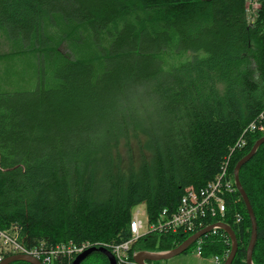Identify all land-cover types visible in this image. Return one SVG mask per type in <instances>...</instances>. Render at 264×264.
Masks as SVG:
<instances>
[{
    "label": "trees",
    "instance_id": "1",
    "mask_svg": "<svg viewBox=\"0 0 264 264\" xmlns=\"http://www.w3.org/2000/svg\"><path fill=\"white\" fill-rule=\"evenodd\" d=\"M0 30L37 61L33 90L0 92V230L26 247L123 242L135 206L152 222L222 172L233 185L264 136V0H0ZM238 180L251 263L264 264V143ZM223 197L222 218L130 252L171 250L220 220L236 239L230 264H245L246 210L236 190ZM227 238L203 235L201 256H223Z\"/></svg>",
    "mask_w": 264,
    "mask_h": 264
},
{
    "label": "built area",
    "instance_id": "2",
    "mask_svg": "<svg viewBox=\"0 0 264 264\" xmlns=\"http://www.w3.org/2000/svg\"><path fill=\"white\" fill-rule=\"evenodd\" d=\"M245 9L247 18L250 20L255 15L256 9H258V3L256 1H248ZM255 127L254 124H250L249 130H254ZM257 130L264 131V128L262 125H257ZM225 177V172L217 175L212 181L208 182L205 190L200 194L192 190H186L181 196L175 211L168 213L167 210L163 209L152 222L148 221L145 211L139 209L131 212L128 224L129 237L127 240L107 245L97 244L94 247L107 249L116 264H133V252H130V249L141 237L150 233L160 235L178 232L191 234L192 231L203 226V224L198 222V219L203 217L204 214H209L212 217L217 216L219 219L222 218L225 213L223 196L235 190ZM142 213L145 216V222L140 219ZM235 222H238L237 218ZM218 223H221L220 220ZM208 226L210 224L204 227ZM215 229L217 228H213L211 232L215 231ZM200 238L194 242L197 257H201ZM227 244L230 248L229 239ZM90 246L91 244L88 242L75 245L71 241H66L52 246H45L44 243L40 242L35 246L26 247L18 242L13 231L11 233L0 230V262L9 255L22 254L38 260L40 264H71L76 256L83 253ZM229 248L223 256H213L212 263L222 264L228 255Z\"/></svg>",
    "mask_w": 264,
    "mask_h": 264
},
{
    "label": "water",
    "instance_id": "3",
    "mask_svg": "<svg viewBox=\"0 0 264 264\" xmlns=\"http://www.w3.org/2000/svg\"><path fill=\"white\" fill-rule=\"evenodd\" d=\"M262 143H264V136L256 140L253 146L251 147V149L249 150V152L235 164L233 168V173H232L234 187L237 193L239 194L241 201L245 207L246 214H247L249 224H250V234H249V239H248V243H247L246 250H245V264H252L251 254H252V250H253V247L256 241V223H255V219H254V215L252 213L251 207L247 200V197L240 186V183L238 180V170L243 164H245L253 156L257 147L261 145ZM213 228L221 229L228 236V239L230 241V250L222 264H230L234 258L237 244H236V239H235V235L233 231L228 225L224 223H216L214 225H210L204 229H201L197 231L196 233H193L192 235L187 237L181 244H179L177 247L171 250L160 251V252H147V251L133 252V255H132L133 264H148L152 262H158L160 260H167L176 255L184 253L186 250L189 249V247L198 238L202 237L206 233H209ZM92 253H99L103 255L107 261V264H116L110 252L103 247L90 248V249L85 250L83 253L76 256L71 264H80L86 257H88ZM15 261H22L28 264H40L38 260L30 256H27V255H22V254L9 255L5 257L0 262V264H10Z\"/></svg>",
    "mask_w": 264,
    "mask_h": 264
},
{
    "label": "rangeland",
    "instance_id": "4",
    "mask_svg": "<svg viewBox=\"0 0 264 264\" xmlns=\"http://www.w3.org/2000/svg\"><path fill=\"white\" fill-rule=\"evenodd\" d=\"M59 50L63 55L68 54L65 45H60ZM26 49L12 43L3 30H0V92L4 91H30L36 87V59L32 53ZM52 81H47L50 84ZM144 211L143 205H137L132 212L137 210ZM140 219L145 222L142 213ZM212 257H197L195 247L186 250L184 253L176 255L167 260H160L156 264H213ZM90 258L89 261H94Z\"/></svg>",
    "mask_w": 264,
    "mask_h": 264
},
{
    "label": "bare ground",
    "instance_id": "5",
    "mask_svg": "<svg viewBox=\"0 0 264 264\" xmlns=\"http://www.w3.org/2000/svg\"><path fill=\"white\" fill-rule=\"evenodd\" d=\"M256 15V14H255ZM233 187H234V182H233ZM234 189H235V187H234ZM236 190V189H235ZM227 257V256H226ZM225 260V259H224Z\"/></svg>",
    "mask_w": 264,
    "mask_h": 264
}]
</instances>
